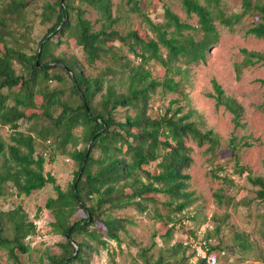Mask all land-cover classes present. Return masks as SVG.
Instances as JSON below:
<instances>
[{
	"label": "trees",
	"instance_id": "1",
	"mask_svg": "<svg viewBox=\"0 0 264 264\" xmlns=\"http://www.w3.org/2000/svg\"><path fill=\"white\" fill-rule=\"evenodd\" d=\"M180 1L189 17L198 18V25L183 21L168 5L165 22L157 23L141 10L140 0H126L131 12L144 16L156 38L121 26L120 15L113 14L112 0L0 1V127L13 129L9 142L0 134V199L6 195L30 196L49 183L54 185L57 196L50 197L46 207L54 217L53 231L65 238L59 243L60 253L46 255V264H89L108 239L121 243L120 233L133 221L119 211L132 207L147 211L150 202L159 200L158 195L168 196L163 205L176 213H182L195 201L194 192L189 190L191 175L186 172L193 163L187 140L199 146L207 144L209 152L218 154L222 139L213 129L202 130L197 121L191 120L193 110L184 113L181 104L174 107L178 99L171 100L165 109L157 107L158 113L152 115L153 94L159 87L165 92H180L182 78L176 80L174 75L186 76L191 65L206 61L211 47L220 40L218 23L233 28L245 15L257 16L258 21L245 34L263 38L264 0H242V11L230 15L221 8L223 0ZM83 5L98 12L94 23L86 17ZM40 8L42 11L38 12ZM34 15L51 25L38 48L29 53L20 46L19 35L29 40ZM97 22H101L99 28H95ZM55 37L59 39L55 46L68 38L75 39L91 65L108 59L123 69L108 65L90 76L75 57L54 53ZM124 47L141 58L138 65L127 60ZM241 51L244 59L236 65L238 73L243 67L264 64V52L246 48ZM38 57L40 64L46 66L37 64ZM152 61L165 69L161 79L154 76L152 66H147ZM58 62L63 65L47 66ZM16 63L20 64V71ZM118 73H122L120 79ZM212 83L214 93L209 95L215 98L217 107L224 106L233 114L235 126H243V105L226 95L218 81L214 79ZM122 108L125 115L119 118ZM26 121L30 123L28 132L20 128L21 122ZM79 127L81 135L76 132ZM37 138L45 140L52 151L48 153V148L39 153ZM80 141L84 145L78 148ZM228 144L235 171L247 176L256 187L257 198L263 201L264 177L241 163L237 136H232ZM58 153L68 154L78 164L66 190L56 184L54 175L45 172V154L55 161ZM153 162H157L155 170L148 167ZM213 176L222 178L216 169ZM223 178L231 180L226 175ZM8 183L12 184L9 191ZM215 196L218 202L225 197L221 192ZM156 210L155 217L161 219L162 214ZM177 215H169L166 221L165 242L173 237L179 222ZM8 222L13 226L12 236L7 234ZM216 232H220V227ZM34 233L36 225L22 205L5 211L0 204V248L7 250L12 261L19 263V253L32 249L26 238ZM235 244L247 249V235L236 232ZM211 248L218 258L225 251L218 243ZM189 249L191 244L178 242L160 251L156 260H150L145 252L141 255L144 264H188L196 255V250L187 254ZM69 257L72 258L67 261ZM194 264L208 263L200 257Z\"/></svg>",
	"mask_w": 264,
	"mask_h": 264
},
{
	"label": "rangeland",
	"instance_id": "2",
	"mask_svg": "<svg viewBox=\"0 0 264 264\" xmlns=\"http://www.w3.org/2000/svg\"><path fill=\"white\" fill-rule=\"evenodd\" d=\"M112 1L113 14L120 15L121 26L136 29L142 36L149 33L150 37L156 38V35L149 30L144 16L131 12L126 0ZM140 1L141 10L157 23L165 22L164 11L165 6L168 5L183 21L198 25V18L189 17L180 0ZM241 3L242 0H223L221 8L229 15L240 13ZM38 4L41 6L42 1ZM83 8L87 9L86 17L94 23L99 17L98 12L88 5H83ZM37 10L42 11L41 8ZM256 21H258L257 16L245 15L233 28L218 23L220 40L211 47L206 61L191 65L186 76L174 75L176 80L182 78L180 92H165L159 87L153 94L152 115L158 113L157 107L165 109L171 100L178 99L179 102L174 107L181 104L184 106V113L193 110L191 120L197 121L202 130L213 129L222 139L218 154L209 152L207 144L199 146L191 139L187 140L188 145L192 147L193 163L186 172L191 175L189 190L194 192L195 201L182 213H176L173 208L163 205L169 197L158 195L159 200L150 202L147 211L142 212L135 207L119 211L128 216L133 223L127 225L125 232L120 233L121 243L108 239V244L101 247L98 253L93 254L89 264H144L142 253L145 252L150 260H156L160 251L178 242L191 244L187 254H192L195 241H200L207 235H211L212 244H221L225 249L219 255L218 264H264V200L257 198L256 187L248 181L247 176L235 171V159L228 144L232 136H237L241 163L249 166L255 175L264 177V82L260 81L264 79V64L243 67L240 73L236 69L237 63H241L244 59L241 51L243 48L264 52V37L257 38L245 34V31ZM32 25L29 40L19 35L20 46L22 48L24 46L29 53L38 48V42L51 24L43 23L40 17L34 15ZM100 25L101 22H97L95 28H99ZM53 40L55 41L53 51L56 55L61 53L69 59L75 57L90 76L97 75L108 65H112L117 70L123 69L111 64L108 59L89 64L83 49L75 39L68 38L57 46L55 44L59 40L58 37ZM123 50L127 60L132 64L140 63V57L129 52L126 47ZM162 50L166 54L167 50L164 47ZM147 66H152L155 77L159 79L163 77L165 69L155 61ZM15 67L20 71V64L16 63ZM121 75L122 73H118L117 79H120ZM214 79L221 84L226 95L236 98L243 105L241 120L243 126L236 127L233 114L224 106L217 107L215 98L209 95L214 93L212 83ZM125 111L124 108L120 109L118 117L122 118ZM130 113L134 114V110L131 109ZM29 126V122H21L20 128L28 132ZM12 132L13 129L9 126L0 127V134L7 142L10 141ZM76 132L81 135L82 127L77 128ZM46 144L48 143L45 140L37 138V151L41 153L49 148L48 153H50L51 147ZM83 145L84 142L80 141L77 147L81 148ZM69 148L73 149L71 146ZM45 155L47 156L45 172L54 175L56 184L62 189H68L78 164L68 154L58 153L55 161H50L49 156ZM156 165L157 162H153L148 167L155 170ZM213 169L218 170L222 178L214 177ZM225 175L231 180L225 181L223 178ZM11 186L12 184L8 183V191ZM217 192L225 195L220 202L215 196ZM56 196L54 185L49 183L30 196L6 195L0 199L1 208L5 211L22 205L29 220L34 221L36 225V233L26 238L32 249L24 254L19 253L20 262L12 261L7 250L0 248V264H41L42 262L46 264L48 253L61 252L59 243L65 237L53 231L51 223L54 217L46 207L48 199ZM228 201H231V204H228ZM156 209L162 214L161 219L155 217ZM172 214H178L176 218L179 222L176 224L173 237L165 242L166 221ZM217 227H220L219 233L216 232ZM155 231H158L156 236H154ZM13 232V226L8 222L7 234L12 236ZM236 232L247 235L249 242L247 249L235 244ZM197 260L198 254L192 256L188 264H194Z\"/></svg>",
	"mask_w": 264,
	"mask_h": 264
},
{
	"label": "built area",
	"instance_id": "3",
	"mask_svg": "<svg viewBox=\"0 0 264 264\" xmlns=\"http://www.w3.org/2000/svg\"><path fill=\"white\" fill-rule=\"evenodd\" d=\"M210 238H204L200 241H195L196 254L198 258H205L208 264H217L218 263V254L211 248ZM214 245V244H213Z\"/></svg>",
	"mask_w": 264,
	"mask_h": 264
},
{
	"label": "water",
	"instance_id": "4",
	"mask_svg": "<svg viewBox=\"0 0 264 264\" xmlns=\"http://www.w3.org/2000/svg\"><path fill=\"white\" fill-rule=\"evenodd\" d=\"M40 52H41V50H40ZM37 64H38L39 66H46V65H42V64H40V62H39V57L37 58ZM55 65H63V63H61V62H58V63H50V64H48L47 66H55ZM86 159H87V157L84 159V162H83L82 168H81V170H80V174H79V176H78V178H77V181H78V179L80 178V176H81V174H82V172H83V168H84V165H85V163H86ZM75 191H76V185H75ZM69 232H70V231L67 232V237H69ZM77 250H78V247H77ZM74 255H76V253H75ZM74 255H73V256H74ZM71 258H72V257H69V258L67 259V261L70 260Z\"/></svg>",
	"mask_w": 264,
	"mask_h": 264
}]
</instances>
